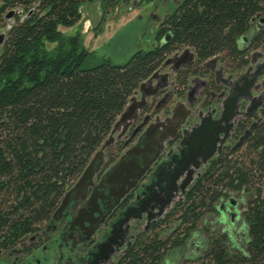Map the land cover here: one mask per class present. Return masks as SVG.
I'll list each match as a JSON object with an SVG mask.
<instances>
[{
	"label": "trees",
	"instance_id": "trees-1",
	"mask_svg": "<svg viewBox=\"0 0 264 264\" xmlns=\"http://www.w3.org/2000/svg\"><path fill=\"white\" fill-rule=\"evenodd\" d=\"M92 1L0 0V32L6 33L0 50V260L25 249L46 227L134 93L169 57L186 48L196 55L179 73L180 89L206 76L205 63L213 59L243 72L255 53L264 57V0H185L164 28L172 34L169 42L136 52L124 65L103 59L85 69L94 53L81 35L66 36L61 27L76 26ZM259 117L244 142L214 162L166 227L140 237L119 264H172L167 257L189 245L209 214H215L213 226L228 229L206 226L203 246L180 264H264V107ZM231 196L229 221L223 202Z\"/></svg>",
	"mask_w": 264,
	"mask_h": 264
},
{
	"label": "flooded vegetation",
	"instance_id": "flooded-vegetation-1",
	"mask_svg": "<svg viewBox=\"0 0 264 264\" xmlns=\"http://www.w3.org/2000/svg\"><path fill=\"white\" fill-rule=\"evenodd\" d=\"M110 1L102 0L101 6L106 9ZM118 1L132 5L131 0ZM152 1L140 0L138 4ZM168 1L161 0L165 8ZM184 1L174 0V11L158 19L157 39L161 43L171 40V32H164V28ZM263 59L236 72L217 58L216 64L205 63L206 76L193 77L185 89H180L178 76L187 65L175 72L172 66L163 64L157 71L159 90L156 81L154 86L146 87L147 93L156 94L147 99L126 135L107 151L93 181L78 198L71 199L62 213L57 210L25 249L9 252L0 264H44L49 260L52 264H119L140 237L155 227H166L165 221L186 202L214 162L227 150H236L258 124L264 104L250 112V101L245 100L229 115L228 122L217 121L222 118L225 102L237 93L235 81L243 76L254 77ZM163 75H168V80ZM254 88V98L264 95V76ZM182 103L187 104L191 114L173 133L172 128L181 119L173 118V109ZM201 121L211 130L205 136L195 132ZM120 162L135 164L139 169L128 171L131 181L122 176L107 182ZM47 253L52 258L43 260L41 257Z\"/></svg>",
	"mask_w": 264,
	"mask_h": 264
},
{
	"label": "rangeland",
	"instance_id": "rangeland-1",
	"mask_svg": "<svg viewBox=\"0 0 264 264\" xmlns=\"http://www.w3.org/2000/svg\"><path fill=\"white\" fill-rule=\"evenodd\" d=\"M139 1L131 0L132 5L129 7V3L117 0L115 3L118 4L115 7L105 9L101 6L102 0H94L84 4L82 20L76 26L61 27L66 36L81 35L84 46L94 53V56L85 62V69L99 65L103 59H110L114 64L124 65L136 52L148 51L160 44V40L157 39L158 19L162 20L168 12L174 11V0L168 1L166 8L161 0H153L151 3L142 5L138 4ZM231 199L232 196L223 202V207L226 210L224 217L229 221L234 214L233 204H229ZM236 201L238 204H241L242 201L245 203V200H241L240 197ZM236 215L239 216L240 212ZM214 216L215 214L206 215L205 221L200 224L198 232L189 241L185 250L182 249L181 253L176 255L175 252H172L169 258L167 257V261H171L172 264H180L185 262L188 256L196 254L204 244L202 234L206 233L204 232L206 226L210 229L214 227L216 230L229 227L219 225L217 222L213 226ZM240 226L241 221L230 229L236 231ZM169 233L170 229L168 228L165 235H169ZM46 257L51 259V253H47L41 258L44 260ZM44 264L52 263L49 260L48 262L44 261Z\"/></svg>",
	"mask_w": 264,
	"mask_h": 264
},
{
	"label": "water",
	"instance_id": "water-1",
	"mask_svg": "<svg viewBox=\"0 0 264 264\" xmlns=\"http://www.w3.org/2000/svg\"><path fill=\"white\" fill-rule=\"evenodd\" d=\"M14 12H11L8 14L7 18L11 19L13 16ZM6 38V33L2 32L0 34V50L3 46V43ZM263 57V54L261 53H255L252 57V63H258L259 60H261ZM196 60V55L195 53L187 48L182 54L176 55L174 58L168 59L165 63L164 66H172L173 71H177L180 68L194 63ZM217 63V58L213 59L212 61L207 62L206 65L209 64H216ZM174 66V67H173ZM160 72H156L150 79H148L146 82H144L140 88L134 93L133 97L130 99V103L125 109V111L122 113L120 116L119 120L114 126V129L109 136V138L105 141L104 145L101 147V149L95 154L93 159L91 160L90 164L84 171L83 175L81 178L77 181V183L71 188V190L66 194L64 197L62 204L60 208L58 209V213H62V211L65 210L71 199H76L78 196L81 194V191L87 186L89 182H92L93 179L95 178L97 172L101 169L105 162V157L107 156V151L111 149L115 144L117 143L118 140L122 139L123 136L126 135L128 130L135 124V122L138 119L139 112L142 111L144 108L145 104L147 103V99L149 97H152L156 94L157 91L154 93H147L146 92V87L149 86H154V82L156 81V90H159L160 86L158 83V75ZM166 80H168V75H163ZM264 76V61H262L257 68V71L254 75V77L247 79L245 76L237 79L235 81L236 85V95L234 97L229 98L225 102V109L224 113L222 115V118L217 121V122H228L230 119L229 116L232 114V112L236 111L238 109V104L242 101H250L249 105V111L253 112L258 110L260 107L263 106L264 104V95L260 96L258 98L253 97V89L256 82ZM168 82V81H167ZM166 87L168 84L166 83ZM141 94V99H138L139 95ZM191 95V93H189ZM191 114V110H189L188 106L186 103H182L181 105H177L173 109V118L178 119L179 116L181 119L177 122V126L172 128V132L176 133L178 129L187 121ZM216 122V123H217ZM210 127L207 125V123L201 121L197 129H195V132H198L199 135H207L210 132ZM172 133V134H173ZM134 165V167H133ZM139 166H136L135 164L132 163H125V162H120L116 168L113 171V175L108 178L107 182H111V180H120L122 176L125 177L126 181L128 182L132 180L133 177H131L128 173L129 170H138ZM111 179V180H110ZM74 196V197H73Z\"/></svg>",
	"mask_w": 264,
	"mask_h": 264
},
{
	"label": "bare ground",
	"instance_id": "bare-ground-1",
	"mask_svg": "<svg viewBox=\"0 0 264 264\" xmlns=\"http://www.w3.org/2000/svg\"><path fill=\"white\" fill-rule=\"evenodd\" d=\"M104 145V144H103Z\"/></svg>",
	"mask_w": 264,
	"mask_h": 264
}]
</instances>
